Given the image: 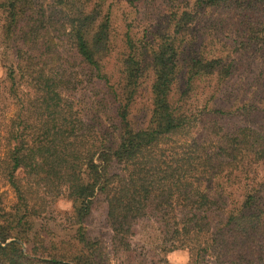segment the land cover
<instances>
[{"label": "trees", "instance_id": "obj_1", "mask_svg": "<svg viewBox=\"0 0 264 264\" xmlns=\"http://www.w3.org/2000/svg\"><path fill=\"white\" fill-rule=\"evenodd\" d=\"M128 2L160 22L140 35L126 25L117 53L115 0H0L13 106L0 154V264H144L133 245L144 222L163 254L188 250L189 264H264L263 74L222 103L244 59L264 68V0ZM212 15L221 21L203 26ZM205 114L202 138L176 140ZM227 116L240 125L227 131ZM2 185L15 194L9 209ZM62 197L72 203L68 239L35 227ZM105 207L109 244L86 226Z\"/></svg>", "mask_w": 264, "mask_h": 264}, {"label": "rangeland", "instance_id": "obj_2", "mask_svg": "<svg viewBox=\"0 0 264 264\" xmlns=\"http://www.w3.org/2000/svg\"><path fill=\"white\" fill-rule=\"evenodd\" d=\"M129 0H115V12H116V24H115V36H116V52L120 53L122 50L121 38L124 33L126 25L132 23L134 27V31L136 35H140L143 29L150 25L151 29H154L156 25L160 22L157 14L158 11L154 12L152 18L150 20L147 18L145 11L142 9H135L128 2ZM157 0H154L150 10L154 9ZM157 6V5H156ZM149 11V9H148ZM152 15V14H151ZM212 17H215L214 19ZM211 19L207 22H204L203 26L209 25L213 21H221L216 15H212ZM220 23V22H219ZM150 29V30H151ZM152 32V30H151ZM116 53V54H117ZM252 57L244 59L240 63V70L238 74L235 75L234 79L230 81L222 90L224 92L228 91V95H224L222 92V103L223 105L229 101H236L241 97V91L250 87L252 81L256 76L260 73L264 76V68L258 62L257 65H249L251 63ZM114 64V63H113ZM112 64V65H113ZM111 65V67H112ZM112 69V68H111ZM6 69L4 68L2 61L0 59V154L5 153L7 151L6 143L3 140V124L7 117H11L13 106H10V100L5 91L6 87ZM181 86L182 87V82ZM262 82L258 83L257 89L258 91L263 89L264 84ZM245 86V87H244ZM182 89V88H181ZM249 89L247 90L248 94ZM202 97L199 101H195L198 105L199 109H202V105H204V100L202 101ZM242 98L248 99L250 98V94ZM149 105V96L146 90L143 91L141 97L138 99L137 103V111L139 119H143L144 111L146 107ZM212 107L213 105L210 104ZM224 107V106H223ZM211 109V108H210ZM211 115L205 114V117H201L189 136L179 135L176 140L184 142L188 140L189 137L202 138L206 134L207 123L211 120ZM240 118L234 116H227L226 120L221 121L222 125L226 128L227 131L234 129L236 126L240 125ZM142 121V120H141ZM1 188V193L3 196L4 204L9 209L15 202V194L9 186H4ZM72 203L68 199L62 197L56 202L50 205V208L46 213L43 214L42 219L35 221V227H39L41 224L45 223L50 227L51 232L56 236H62L64 238H69L73 235V230L70 229V225L72 223ZM107 208H100L94 211L93 215L90 217L88 223L86 224L89 235L91 238L102 239L106 244H109L111 231L107 225ZM138 233L133 239L134 248L142 253V260L144 264H162V259L167 258L170 264H189L190 262V254L188 250H176L171 253L163 254L160 248V240L159 234L156 231V228L151 222H144L138 228ZM112 258L113 264H117V261ZM153 261V262H152Z\"/></svg>", "mask_w": 264, "mask_h": 264}]
</instances>
